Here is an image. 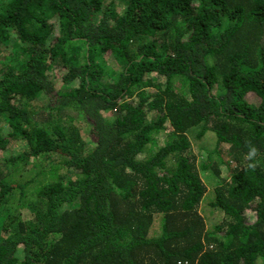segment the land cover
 I'll use <instances>...</instances> for the list:
<instances>
[{"label":"trees","instance_id":"16d2710c","mask_svg":"<svg viewBox=\"0 0 264 264\" xmlns=\"http://www.w3.org/2000/svg\"><path fill=\"white\" fill-rule=\"evenodd\" d=\"M0 264H264V0H0Z\"/></svg>","mask_w":264,"mask_h":264},{"label":"rangeland","instance_id":"374dc122","mask_svg":"<svg viewBox=\"0 0 264 264\" xmlns=\"http://www.w3.org/2000/svg\"><path fill=\"white\" fill-rule=\"evenodd\" d=\"M105 59L107 61V64L109 66H111L112 68H115V69L120 68V66L116 63V61L114 60V58L112 57L111 54L106 55ZM73 122L78 124V125L80 124L81 129H83V131H86L88 129V127L83 123V119H81L80 115H79V117L75 116L73 119ZM194 132H191L192 133L191 135L189 133V136H191V138L193 139L191 142L192 153L197 155L198 158H203L205 150H210L214 147L215 139L211 134H206V135H203L201 138L196 139L193 137ZM165 139L166 138L163 137V134L159 135L158 136V140H159L158 144L164 143ZM11 146L12 147H10V148L17 153L22 148H24L25 144H24V142L19 140L16 143L11 144ZM8 151H11V150L6 149L3 151V153L7 154ZM220 169H221L220 177H228L229 176V172H228L226 166L221 164ZM34 173H35V171H33V170L24 171L23 172V178H27V177L29 178V176L34 175ZM13 174L15 175V173H13ZM205 181L207 183L208 190H207V193L204 195V198L201 202V205L199 206V211L202 214V216L204 217L206 226L208 228H211L214 224L221 221L223 214L221 211L213 209L208 204V201L210 200L211 194H212L211 189L214 187L216 179L209 178L207 180L205 179ZM29 197H31V196L29 195ZM155 222L157 223V221H155ZM154 228L157 229V225H154Z\"/></svg>","mask_w":264,"mask_h":264},{"label":"clouds","instance_id":"9594fccd","mask_svg":"<svg viewBox=\"0 0 264 264\" xmlns=\"http://www.w3.org/2000/svg\"><path fill=\"white\" fill-rule=\"evenodd\" d=\"M248 152L246 153L245 159L249 162L247 167L249 169H255L257 167L258 161L257 156L259 155V150L251 141L247 142Z\"/></svg>","mask_w":264,"mask_h":264}]
</instances>
